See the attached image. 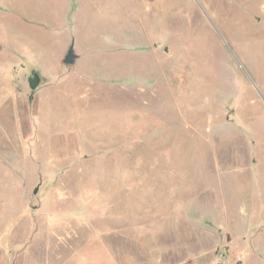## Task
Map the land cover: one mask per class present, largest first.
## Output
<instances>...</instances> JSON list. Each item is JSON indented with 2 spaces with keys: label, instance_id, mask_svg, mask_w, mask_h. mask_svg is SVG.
Segmentation results:
<instances>
[{
  "label": "rangeland",
  "instance_id": "obj_1",
  "mask_svg": "<svg viewBox=\"0 0 264 264\" xmlns=\"http://www.w3.org/2000/svg\"><path fill=\"white\" fill-rule=\"evenodd\" d=\"M0 264H264V0H0Z\"/></svg>",
  "mask_w": 264,
  "mask_h": 264
},
{
  "label": "water",
  "instance_id": "obj_2",
  "mask_svg": "<svg viewBox=\"0 0 264 264\" xmlns=\"http://www.w3.org/2000/svg\"><path fill=\"white\" fill-rule=\"evenodd\" d=\"M77 57H78V54L74 50L73 42H70V44L67 46V49L62 57V62L65 65H73Z\"/></svg>",
  "mask_w": 264,
  "mask_h": 264
},
{
  "label": "trees",
  "instance_id": "obj_3",
  "mask_svg": "<svg viewBox=\"0 0 264 264\" xmlns=\"http://www.w3.org/2000/svg\"><path fill=\"white\" fill-rule=\"evenodd\" d=\"M39 81H40V75H39V73L36 70H33L31 72V75L28 78L29 86L31 88V93L38 86ZM31 97H32V94H30V98Z\"/></svg>",
  "mask_w": 264,
  "mask_h": 264
}]
</instances>
